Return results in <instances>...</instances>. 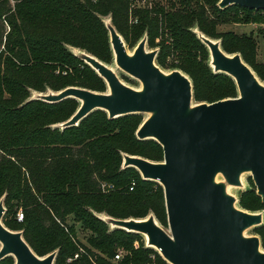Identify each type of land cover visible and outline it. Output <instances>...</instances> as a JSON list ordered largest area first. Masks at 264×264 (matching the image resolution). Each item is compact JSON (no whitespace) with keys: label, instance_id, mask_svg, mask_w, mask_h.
<instances>
[{"label":"trees","instance_id":"trees-1","mask_svg":"<svg viewBox=\"0 0 264 264\" xmlns=\"http://www.w3.org/2000/svg\"><path fill=\"white\" fill-rule=\"evenodd\" d=\"M219 1L182 0V9L166 14L161 9L131 10L129 0H0L3 224L22 232L37 256L57 251L54 264H167L158 252L144 247L139 234L117 228L109 231L94 215L120 220L153 215L167 228L161 186L143 180L134 168H122L124 155L163 161L158 143L136 138L140 117L109 120L106 113L95 111L77 127L62 130L58 125L76 112V100L49 104L31 100V92L76 87L105 93L103 80L70 48L107 62L111 48L103 19L108 18L127 45L132 46L146 30L148 46L159 47L157 65L187 75L196 103L236 98L234 81L213 73L207 48L191 29L220 38L225 53H240L248 62V54L256 51L254 40L232 32L218 35L216 28L225 23L263 25L264 49V11L239 6L220 9ZM130 13L138 15L136 25H129ZM254 69L264 81V62ZM238 204L251 212L264 208L255 188L242 192ZM69 217L93 235L87 245L76 240ZM254 230L264 246V224ZM119 250L124 253L115 262ZM0 264L14 262L7 257Z\"/></svg>","mask_w":264,"mask_h":264},{"label":"water","instance_id":"water-1","mask_svg":"<svg viewBox=\"0 0 264 264\" xmlns=\"http://www.w3.org/2000/svg\"><path fill=\"white\" fill-rule=\"evenodd\" d=\"M217 6L264 11V0H220ZM105 27L116 66L141 84L139 90L124 85L95 57L74 53L105 82L108 92L68 87L31 100L78 101L72 117L58 125L62 130L77 127L95 111L106 113L109 120L148 115L136 138L158 143L163 161L124 155L122 168H134L143 180L161 186L168 231L153 215L142 220L107 217L106 224L142 235L146 247L167 264H264L259 238L244 235L263 224L262 215L237 208L235 197L226 190L227 186L240 188L242 175L249 174L264 205V85L239 54L225 53L220 42L199 32L197 38L208 50L213 73L230 77L237 97L193 104L189 77L178 70L162 71L155 64L157 51L146 50L145 37L129 54L111 22ZM219 175L224 181L217 180ZM5 211L0 200V261L11 257L14 264H54L56 251L39 257L22 232L4 226Z\"/></svg>","mask_w":264,"mask_h":264},{"label":"rangeland","instance_id":"rangeland-1","mask_svg":"<svg viewBox=\"0 0 264 264\" xmlns=\"http://www.w3.org/2000/svg\"><path fill=\"white\" fill-rule=\"evenodd\" d=\"M181 1L182 0H180V1H178V2H175V3H172V2H164V3H161V4H159L158 6H156L155 8H153L152 10H147V11H152L153 12V10L154 9H161V10H163V12H165L166 14L167 13H173V12H176V11H178L179 9H182V7H183V5H182V3H181ZM219 3V2H218ZM181 5H182V7H181ZM208 8H206V10H207ZM134 10V9H133ZM135 15V13H130V15H129V25L131 26V25H136L137 24V19H138V15H137V17H135L134 16ZM151 15L152 16H155V14L154 13H151ZM104 20V22H105V24L106 25H108V24H110V20L108 19V18H104L103 19ZM262 27H263V25H260V24H254V23H251V24H228V23H225V24H220V25H218L217 26V28H216V33L218 34V35H223V34H225V33H228V32H232V33H235V34H237V35H246V36H250L253 40H254V42L256 43V51H255V53H249L248 54V60L251 62H245V60H243V57L241 56V54L240 53H233V54H239L240 56H241V58H242V60L251 68V70L254 72V74L256 75V77L258 78V80H259V82L262 84V85H264V81H262L259 77H258V75H257V72L255 71V69H254V67H258V68H260V66H261V64H263V62H264V49H263V40H262V35L260 34V30L262 29ZM192 30V32L196 35V36H198V33H199V31H198V29H196V28H193V29H191ZM201 33V32H200ZM121 36V35H120ZM204 36H206V35H204ZM146 38V50L147 51H149V52H151V51H157V54H158V52H159V47H154V48H150L149 46H148V41H147V39H148V36H147V33H146V30H144L141 34H140V36H139V38L137 39V41H135V43H133V45L131 46V45H127L126 43H125V41L123 40V42H124V44H125V48H126V51H127V53H129V54H131L132 52H133V50L135 49V47L137 46V44L140 42V40L141 39H143V38ZM207 38H209V39H211V40H213V41H218V42H220V44H221V39L220 38H211V37H208V36H206ZM121 38H122V36H121ZM123 39V38H122ZM159 42H160V39L159 38H157L156 40H155V43L156 44H159ZM70 51L74 54H77V55H79V54H81V53H86V54H89V55H91V56H93V57H95L94 55H92V54H90V53H87V52H85V51H81V50H79V49H77V48H70ZM208 51V50H207ZM230 55H232V54H230ZM208 56H209V53H208ZM156 57H157V55H156ZM96 59H98L97 57H95ZM99 60V59H98ZM99 61H101V60H99ZM172 61H173V59L171 58V59H169L168 61H167V63L168 64H171L172 63ZM106 67H108L109 69H111L114 73H115V75L119 78V80L124 84V85H126L127 87H129V88H132V89H134V90H139L140 88H141V84L137 81V80H135L134 78H132V77H130L129 75H127V74H125L124 72H122L117 66H116V64H115V61H114V56H113V54H112V51H111V54H110V57L108 58V60H107V62H103V61H101ZM177 61H174V63H176ZM155 64L157 65V63H156V58H155ZM158 66V65H157ZM208 66L210 67V57L208 58ZM159 67V66H158ZM160 68V67H159ZM211 68V67H210ZM161 69V68H160ZM212 69V68H211ZM92 70V69H91ZM162 71H164L165 73H169V72H172V71H175V70H178V71H180L179 69H177V68H167V69H161ZM93 72L94 73H96L94 70H93ZM183 73V72H182ZM184 74V73H183ZM97 75V74H96ZM187 76V75H186ZM103 83H104V85H105V92H108L107 91V87H106V84H105V82L104 81H102ZM50 93H57V92H55V91H52V90H50L49 88H47V90L44 92V93H38V92H35V91H32L31 92V94H32V96H31V98L32 97H36L37 95H41V94H50ZM76 103V109H78V107H79V102L78 101H76L75 102ZM193 104H197L195 101H193ZM107 115V114H106ZM139 117H140V119H141V122H143L147 117H148V115H146V114H141V115H138ZM60 125V124H59ZM122 165H123V160H122ZM242 176H244L243 177V180H242V186L240 187V188H236V187H230V186H227V188H226V190H227V193L228 194H230L231 196H233V197H235V199H236V202H237V204H236V206H237V208H239V209H241V210H243V211H245V212H247V213H251V214H261L262 215V218H263V224H264V208L262 207V208H260L259 210H257V211H253V212H251V211H247V210H244V209H242V208H240V206H239V204H238V202H239V195L242 193V192H244V191H247V190H251V189H253V188H255L254 187V184H253V181H252V178H251V176L249 175V174H244V175H242ZM217 180L218 181H224V179H223V177L222 176H218L217 177ZM107 189H110V187L109 186H107L106 187ZM6 212V211H5ZM4 215H5V213H4ZM94 215L97 217V218H99L101 221H103L104 223H106L105 222V219L107 218L106 216H104V215H102V214H96V213H94ZM4 217V216H3ZM21 219V217H20V213H18V221H21L20 220ZM2 222H3V219H2ZM158 222V221H157ZM158 224H159V222H158ZM262 224V225H263ZM68 225H70L71 227H72V230H73V232H74V234H75V237H76V240L78 241V242H80V243H82V244H85V245H87V241H88V239H90L91 237H93V235L91 234V232L89 231V230H87V229H85L84 227H82L81 226V224L80 223H78L77 221H74V219H73V217H69L68 218ZM160 225V224H159ZM108 226V230L109 231H111L113 228L110 226V225H107ZM161 226V225H160ZM165 231H168V228H165V227H163V226H161ZM244 235L246 236V237H258L259 238V236L255 233V230H254V228L253 229H249V230H247V231H245V233H244ZM140 237H141V240L143 241V245H144V247H146V239L142 236V235H139ZM259 241H260V250L262 251V252H264V246H263V244H262V242H261V240H260V238H259ZM137 245V244H136ZM152 250H154V249H152ZM155 251V250H154ZM56 253H57V251H56ZM118 253L119 254H121V255H123V251H121V250H119L118 251ZM13 262H14V260H13Z\"/></svg>","mask_w":264,"mask_h":264},{"label":"built area","instance_id":"built-area-1","mask_svg":"<svg viewBox=\"0 0 264 264\" xmlns=\"http://www.w3.org/2000/svg\"><path fill=\"white\" fill-rule=\"evenodd\" d=\"M180 0H129L131 10H152L156 6L164 2H178ZM132 190V189H131ZM21 220V219H20ZM122 255L117 253L114 257V261L121 260ZM78 255L74 256V259H77Z\"/></svg>","mask_w":264,"mask_h":264},{"label":"bare ground","instance_id":"bare-ground-1","mask_svg":"<svg viewBox=\"0 0 264 264\" xmlns=\"http://www.w3.org/2000/svg\"><path fill=\"white\" fill-rule=\"evenodd\" d=\"M243 177H244V176L241 177V181L243 180Z\"/></svg>","mask_w":264,"mask_h":264}]
</instances>
